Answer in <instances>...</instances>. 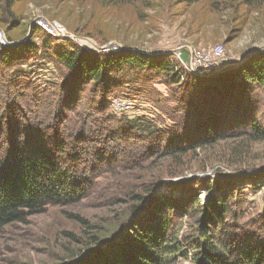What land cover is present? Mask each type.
Returning <instances> with one entry per match:
<instances>
[{
    "label": "rangeland",
    "instance_id": "374dc122",
    "mask_svg": "<svg viewBox=\"0 0 264 264\" xmlns=\"http://www.w3.org/2000/svg\"><path fill=\"white\" fill-rule=\"evenodd\" d=\"M98 1L28 0L13 8L0 2V32L9 45L14 44L11 45L13 48L31 38L34 45L40 44L37 38L45 33L51 38L77 44L96 55H124L127 51L135 50L163 60L174 58V54L180 51L181 59L188 63L179 64L192 80L216 79L226 69L237 70L248 63L252 56L264 55V5L258 7L257 0L251 8L243 5V0L235 1L233 8L224 3L228 0H221L223 3H218L217 8L215 0H202L194 5H188V0H146L136 7L104 5ZM147 4L151 8L146 7ZM39 22L58 30L60 37L39 29ZM32 28L40 31L33 36ZM218 47L223 49V58L215 61L217 65L228 66L226 69L219 68L208 74L205 70L215 67V62L207 64L201 59V63L195 64L197 72L187 70L194 61L190 51L195 50L206 57L208 52ZM26 66L27 79L16 86L11 75L13 67L0 62V85L3 83L4 86L0 89V137L3 143L24 145L28 142L26 119L34 122L29 126L48 127V132L66 133L65 130L74 128L77 133L81 130L92 133L91 124L85 121H90L94 116L92 110L101 106L100 101L94 100L98 99L94 94V99L91 98L93 87L82 82L79 85L74 80L62 82V67L51 61L37 58ZM24 84L33 86L38 98H43L41 106L46 102L52 107L57 104L60 117L52 120L49 112L42 113V109L29 100L25 91L18 98L16 91H21ZM117 85V89L110 91L113 93L107 104L111 115L131 119L154 117L165 123L166 115H162L157 104L136 99L130 86L124 85L123 81L118 84L113 79L108 87ZM53 87L64 95V104H59V94H56L57 100L51 101L53 93L50 90H54ZM155 89L164 98L171 94L163 85H156ZM258 94L256 99L254 97L247 102L243 95L244 108L235 117L232 113L237 104L220 103L214 94H209L194 102L196 105L192 107L191 115L188 113L192 127H199L208 115L216 111L227 112L228 121L234 123L243 117L245 108L251 114L255 104L259 106L260 125L264 126V93L258 91ZM49 97L50 101H43ZM76 97L79 99V110L66 112L62 116L61 111L76 104ZM174 105L171 102L167 108L171 110ZM68 116L72 117L71 125L65 123ZM45 123L50 126H45ZM120 150L123 153L120 157L110 156L106 163L97 168L98 171L91 173L89 181L92 189L82 201L66 207H48L44 213L28 215L0 229V264H77L76 260L79 261L81 255L86 253L87 241L94 235L107 238L113 234L114 224L127 215L134 205L133 197L143 194L152 182L157 181L156 190L151 196L154 202H148L135 219L152 216L151 210L157 207L162 196L182 199L197 195L200 203L206 206L215 197H220V192H208L207 188L208 185L218 188L217 182L225 190L239 192L241 207L247 216L245 223L263 212L264 143L250 144L245 139H229L177 161H147L140 169L128 165L136 160L132 158L131 149L121 147ZM184 189L189 192L185 193ZM129 217L128 214L121 227L129 225L130 222L126 223ZM195 230L193 219L185 220L181 236L188 237ZM122 236L123 233L109 244L118 243ZM190 255L189 260L180 259L177 264H195L194 252Z\"/></svg>",
    "mask_w": 264,
    "mask_h": 264
},
{
    "label": "trees",
    "instance_id": "16d2710c",
    "mask_svg": "<svg viewBox=\"0 0 264 264\" xmlns=\"http://www.w3.org/2000/svg\"><path fill=\"white\" fill-rule=\"evenodd\" d=\"M26 1L0 0L8 8ZM141 1L146 2H98L136 7ZM200 1L188 0L187 3L194 5ZM235 1L224 3L233 8ZM254 2L243 0L242 4L251 8ZM262 2L264 0H257V6L264 5ZM218 3L223 2L215 0L216 8ZM146 7L151 8V5ZM32 30L35 36L39 29ZM37 39L40 40L37 45L32 43L31 38L16 48L11 45L0 47V62L13 67L14 85L26 81V65L40 58L62 67V82L74 80L79 85L81 82L90 84L93 87L91 98L94 94L98 99H93L100 101L101 106H96V110H92L94 116L85 121L91 124L93 132L90 134L82 130L77 133L74 128L65 130L66 133L48 132V127L29 126L34 122L26 119L24 123L29 139L26 144L3 143L0 137V229L28 215L44 213L48 207H66L82 201L92 189L89 181L91 173L98 171L97 168L110 156L120 157L123 154L121 147L131 149L132 158L136 159L128 165L140 169L147 161H177L229 139H245L250 144L264 143V126L258 120L257 104L251 114L245 108L243 117L234 123L229 122L225 111L208 115L199 127H192L189 117L196 105L194 102L209 94H214L220 103L237 104L232 113L233 117L237 116V112L244 108L243 95L247 102L254 97L256 99L258 91L264 93V55H254L241 68H228L221 77L206 81L190 79L174 58L161 60L135 50L124 55H96L77 44L51 38L45 33ZM113 79L118 84L123 81L124 85L130 86L136 99L157 104L162 115H166L165 123L154 117L131 119L111 115L107 105L113 93L110 91L118 88V85L108 87ZM2 85L0 89L4 87ZM156 85L165 86L169 90L167 93L171 94L164 98L156 91ZM24 86L21 91H16L18 98L25 91L42 113L49 112L52 120L60 117L57 104L52 107L46 102L41 106L43 98H38L35 88ZM53 89L50 90L53 93L51 101L57 100L56 94H59L58 102L64 104V95L57 88ZM76 99L72 108L60 112L62 116L79 110V99ZM43 101H50V97ZM171 102L176 106L169 110L167 106ZM87 105L90 107V104ZM71 120L72 117L68 116L65 123L71 125ZM157 182H152L143 194L133 197L134 205L127 213L130 217L126 223L130 222L129 225L121 227L127 217L125 215L114 224L115 232L109 237L92 236L85 245L86 253L79 261L76 260L77 264H177L180 259L189 260L191 252H194L195 264H264V209L257 218L245 223L247 216L241 207L239 192L225 190L217 182L218 188L209 185L207 188L208 192H220V197H215L206 206L200 203L197 195L182 199L162 196L157 207L152 208V216L135 219L148 202H154L151 196ZM184 192L189 190L184 189ZM190 218L196 230L188 237H182L185 220ZM121 233L123 236L118 243L110 245Z\"/></svg>",
    "mask_w": 264,
    "mask_h": 264
},
{
    "label": "built area",
    "instance_id": "2783aa9c",
    "mask_svg": "<svg viewBox=\"0 0 264 264\" xmlns=\"http://www.w3.org/2000/svg\"><path fill=\"white\" fill-rule=\"evenodd\" d=\"M39 29H42L43 31L49 33L52 36H57L60 37V35L58 34V30H54V28L52 26H50L47 23L44 22H39L38 25ZM9 46V42L6 41L5 37L3 36V33L0 32V47H7ZM191 53V57L194 60L193 61V65L190 63V67H187L188 71L191 72H197L198 70H195V67H197L195 64L197 63H201L200 60L203 59L207 64H213L216 65L215 67H213L212 69H219L221 67L222 64L217 65V62L215 61V59L218 58H223V49L221 47L215 48L213 50V52H208L206 57H203L201 55L200 52L197 51H190ZM174 59L177 60L179 63H183V65H187L188 61L185 62V60L181 59V52L178 51L174 54ZM210 69L205 70L206 73L210 74L212 71H209ZM129 108V107H128Z\"/></svg>",
    "mask_w": 264,
    "mask_h": 264
},
{
    "label": "water",
    "instance_id": "95a60500",
    "mask_svg": "<svg viewBox=\"0 0 264 264\" xmlns=\"http://www.w3.org/2000/svg\"><path fill=\"white\" fill-rule=\"evenodd\" d=\"M11 45H14V44H11ZM228 66H224V65H221L220 69H226ZM217 69H210L209 71H216Z\"/></svg>",
    "mask_w": 264,
    "mask_h": 264
},
{
    "label": "bare ground",
    "instance_id": "6f19581e",
    "mask_svg": "<svg viewBox=\"0 0 264 264\" xmlns=\"http://www.w3.org/2000/svg\"><path fill=\"white\" fill-rule=\"evenodd\" d=\"M170 56V55H169Z\"/></svg>",
    "mask_w": 264,
    "mask_h": 264
}]
</instances>
